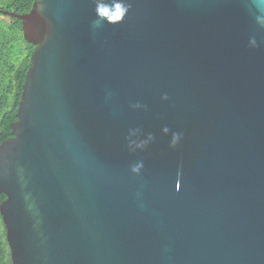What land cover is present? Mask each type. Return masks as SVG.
<instances>
[{"label":"water","instance_id":"1","mask_svg":"<svg viewBox=\"0 0 264 264\" xmlns=\"http://www.w3.org/2000/svg\"><path fill=\"white\" fill-rule=\"evenodd\" d=\"M0 215L12 264H264V0H39Z\"/></svg>","mask_w":264,"mask_h":264},{"label":"trees","instance_id":"2","mask_svg":"<svg viewBox=\"0 0 264 264\" xmlns=\"http://www.w3.org/2000/svg\"><path fill=\"white\" fill-rule=\"evenodd\" d=\"M39 0H0V9L27 14ZM0 20V143L11 138V125L17 121L27 72L36 47L23 37L22 21ZM6 199L0 195V205ZM0 264H12L6 228L0 215Z\"/></svg>","mask_w":264,"mask_h":264},{"label":"rangeland","instance_id":"3","mask_svg":"<svg viewBox=\"0 0 264 264\" xmlns=\"http://www.w3.org/2000/svg\"><path fill=\"white\" fill-rule=\"evenodd\" d=\"M9 19H10L9 17L3 16V15L0 14V20L7 21Z\"/></svg>","mask_w":264,"mask_h":264}]
</instances>
